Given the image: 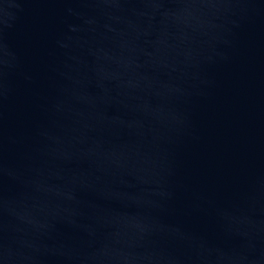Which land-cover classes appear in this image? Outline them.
<instances>
[{
    "label": "water",
    "instance_id": "obj_1",
    "mask_svg": "<svg viewBox=\"0 0 264 264\" xmlns=\"http://www.w3.org/2000/svg\"><path fill=\"white\" fill-rule=\"evenodd\" d=\"M0 264H264V0H0Z\"/></svg>",
    "mask_w": 264,
    "mask_h": 264
}]
</instances>
